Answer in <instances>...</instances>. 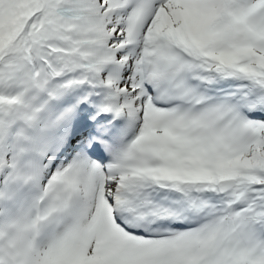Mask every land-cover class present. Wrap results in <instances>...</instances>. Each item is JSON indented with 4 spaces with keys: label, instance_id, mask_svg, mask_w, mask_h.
I'll use <instances>...</instances> for the list:
<instances>
[{
    "label": "snow or ice",
    "instance_id": "obj_1",
    "mask_svg": "<svg viewBox=\"0 0 264 264\" xmlns=\"http://www.w3.org/2000/svg\"><path fill=\"white\" fill-rule=\"evenodd\" d=\"M0 264H264V0H0Z\"/></svg>",
    "mask_w": 264,
    "mask_h": 264
}]
</instances>
